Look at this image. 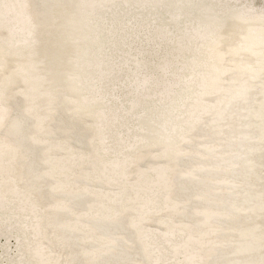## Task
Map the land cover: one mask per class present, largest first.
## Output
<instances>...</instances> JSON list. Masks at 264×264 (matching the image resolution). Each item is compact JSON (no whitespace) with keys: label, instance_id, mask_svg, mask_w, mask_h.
Returning a JSON list of instances; mask_svg holds the SVG:
<instances>
[{"label":"bare ground","instance_id":"1","mask_svg":"<svg viewBox=\"0 0 264 264\" xmlns=\"http://www.w3.org/2000/svg\"><path fill=\"white\" fill-rule=\"evenodd\" d=\"M0 264H264V0H0Z\"/></svg>","mask_w":264,"mask_h":264}]
</instances>
